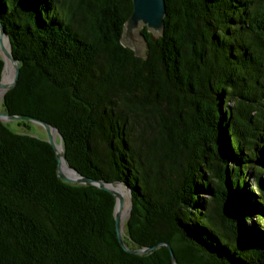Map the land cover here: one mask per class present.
<instances>
[{"label":"trees","instance_id":"trees-1","mask_svg":"<svg viewBox=\"0 0 264 264\" xmlns=\"http://www.w3.org/2000/svg\"><path fill=\"white\" fill-rule=\"evenodd\" d=\"M133 0H0L19 61L0 109V264H264V0H166L145 50L122 43ZM0 55V81L4 66ZM121 183V184H119ZM132 202V204H131Z\"/></svg>","mask_w":264,"mask_h":264},{"label":"water","instance_id":"water-1","mask_svg":"<svg viewBox=\"0 0 264 264\" xmlns=\"http://www.w3.org/2000/svg\"><path fill=\"white\" fill-rule=\"evenodd\" d=\"M165 17H166V0H133V12L125 23L123 36H122V43L125 46L134 49L136 55H141L144 52L145 45H146L145 37L140 31L141 27L145 26L148 28V30L152 31L154 34L160 35L164 32V29H165ZM0 32L2 35L6 36L7 42L10 45V51H8L5 48L2 41H0V51H2L4 55L2 57L4 61V66L2 70L0 86L3 83L4 71H5L7 59L12 60L16 66L13 80L6 88V91H7L15 84L17 80V77L19 75V64L20 63L18 60L15 59L13 55V52L11 50V41H10L9 34L5 30V27L3 26L1 20H0ZM0 119L3 121L28 119V120H33V121H36L44 125L49 132L48 142L51 144V146L54 148L56 152V157L58 161L59 177L69 183H75V184H81V185H95L96 187L100 189H105V190L110 191L115 196V199H116L115 220H116L117 235H118L120 244L126 250L136 253V254H140L142 252H148L150 250V249L130 250L127 248L122 238L123 224H122L121 213H120L121 208L124 206L125 198L113 188L114 184L107 183L105 181H95L94 179L81 174L77 169L71 166V164L69 163L66 157L64 149H63V137L56 127H54L52 124L46 121H43L41 119H38L32 116L12 115L7 112H4L1 109H0ZM52 131L56 132V136L52 135ZM62 163H65L67 167L70 169V174L72 175V177H69L64 174L63 169H62ZM130 208L128 210H130ZM170 251H171L173 263L177 264L175 260L174 252L171 248H170Z\"/></svg>","mask_w":264,"mask_h":264},{"label":"rangeland","instance_id":"rangeland-1","mask_svg":"<svg viewBox=\"0 0 264 264\" xmlns=\"http://www.w3.org/2000/svg\"><path fill=\"white\" fill-rule=\"evenodd\" d=\"M0 55L4 56L2 51H0ZM1 101H2V97L0 98V104H1ZM8 122H10V126L13 129L14 128L17 129V131L27 132L29 134H32L34 136H38L40 138H44V139H47V140L49 139V132L46 129V127L44 125L36 122V121L28 120V119H24V120H20L19 119V120H11V121H8ZM52 135L56 136V132L52 131ZM67 176L72 177L71 174H69ZM124 198H125V203H124V206L121 208V211L124 210V209H129V207H130V201H129V195L127 193V188H126V195H125ZM127 217H128V214H127V216L125 217V219L123 221L122 216H121L123 227H124V224L126 222V218Z\"/></svg>","mask_w":264,"mask_h":264},{"label":"bare ground","instance_id":"bare-ground-1","mask_svg":"<svg viewBox=\"0 0 264 264\" xmlns=\"http://www.w3.org/2000/svg\"><path fill=\"white\" fill-rule=\"evenodd\" d=\"M0 41L4 44L5 48L10 51V45L7 42V38L5 35H2L0 32ZM16 66L14 62L10 59H7L6 66H5V71H4V79L3 83L0 86V98L3 97L4 92L6 91V88L8 85L11 83L13 80L14 74H15ZM62 169L65 175L70 174V169L67 167L65 163H62ZM113 188L123 197L126 195V188L121 186V185H113ZM122 219L124 221L125 217L129 213L128 209H124L120 211Z\"/></svg>","mask_w":264,"mask_h":264}]
</instances>
